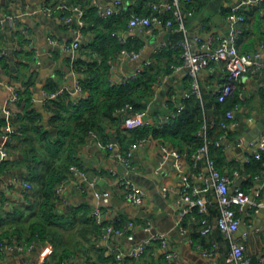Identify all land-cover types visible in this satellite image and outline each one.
Instances as JSON below:
<instances>
[{"label": "crops", "instance_id": "crops-1", "mask_svg": "<svg viewBox=\"0 0 264 264\" xmlns=\"http://www.w3.org/2000/svg\"><path fill=\"white\" fill-rule=\"evenodd\" d=\"M96 1L104 8L113 5L115 0ZM122 1L124 3L122 12L126 10L125 14L119 13L101 18L97 13V6L92 4L91 0H0V16L38 9L45 4L80 3L86 11L85 20L89 26L84 32V42L91 44L97 42L95 47L91 45L75 54L61 48V50L57 49V45L50 42V36L63 40H72L76 36L74 30L76 25L64 22L60 13H56L55 16L44 13L25 14L20 25L21 28L28 27L30 35L12 25H0V144L6 143L9 149V155L5 160L14 162L5 163L4 168L0 170V233L8 228L11 231L18 228L22 230L20 226L28 227L32 219L39 220L42 224L46 223V236L37 242L33 240L32 243L21 245L16 238L17 234H13L12 242L4 237L5 243L0 241V246L8 247L3 249L4 251L0 250V264H59L63 258H66L64 260L67 264L88 262L115 264L118 252L126 255L129 250L155 234L169 236L170 249H174L176 253L173 258L168 260L166 248L161 242L152 240L147 243L142 255L128 259L129 264H227L226 256L230 242L216 224L221 203L213 193L209 209V220L213 229L211 233L203 234L201 232L203 216L197 207L185 210V206L178 203L183 190L182 178L174 165V159L169 157L164 160L161 146L166 142L157 135L156 131L167 114L180 113L187 99L186 93L191 90V79L186 71H177L171 67L172 63L181 62L179 50L166 49V46L158 50L160 44L170 42L173 30L166 26H157L151 33L143 31L140 27L130 29L131 15L144 14L148 7L153 13L150 4L156 0ZM195 1L203 12L194 11L188 19L187 26L191 38L200 31V23L206 25V31L201 33L204 42L213 34L228 33L229 26L224 9L232 8L238 0ZM189 2L190 0H182V7L185 10L193 8L191 5L188 6ZM109 33L121 43H129L139 50V56L136 58L115 57L116 55L112 58L111 79L120 82L124 74L148 65L160 70L156 92L146 108V123L139 127L146 128L148 134L143 137L146 140L138 143L132 155V164L128 167L120 162L117 156L119 152L126 151L131 143V136L128 133L131 129L124 125V117L119 124L118 132H116L118 121L111 122L107 127L114 142L112 149L100 147L97 139L90 134L76 148L72 159L67 155L68 145L61 146V151L57 155L53 154L48 150V142L41 138L40 133L34 132V143L37 141L45 144V151H42L41 155L53 161L55 167L52 171H59L63 175L60 182L63 185V192H56L58 198L57 206L55 210L53 209L54 214L49 218H42L38 215L42 198L40 175L43 173L45 178L48 174L46 166L49 161L43 166L45 159L42 157V164H38L37 167L32 154L26 150L25 142H19L16 138L10 141L4 138L5 127L8 123L14 122L21 125L20 118L24 116L26 101L21 97L20 91L25 88V80L31 77L35 81L34 106L40 111V106L47 110L48 116L45 118L43 115V124L46 129L51 127L50 131L54 134L57 128L52 127L49 121L52 113L47 109L44 98L42 105L37 104L38 95L50 92L48 86L46 87L48 83H53L58 90L61 86H72L78 78H85L86 72L76 69L74 64L80 58H86L87 61H93L92 58L99 59L102 52L110 50L111 44L105 38ZM120 38L125 39V42ZM31 41L34 49L30 47ZM263 41L264 28L258 23L256 15L249 12L244 31L239 38V49L242 52L258 51L261 57L258 58V63L248 65L243 71L240 85L237 87L241 99L235 112L236 125L231 126L229 132L220 140L219 146L224 155L219 160V166L225 173L243 170L260 144V142L255 143L258 139L255 126L263 123L264 120ZM215 45L216 42H213V46ZM228 62L213 61L200 75L201 98L205 99L207 104L212 103L207 110L211 125L214 124L212 118L217 110L215 100L218 89L227 79ZM40 81L43 82V87L37 93L36 89ZM85 96L86 92L82 93L81 98ZM233 97L230 96L228 99ZM68 116L72 118L73 113L70 112ZM23 133L22 129L21 135ZM262 134L264 130L260 133V137ZM52 149L54 153L57 151L55 148ZM30 161L36 166L33 170H37V176L32 174L33 170L31 171L28 165ZM72 165L84 171L91 181H95V184L91 185L80 171L72 170ZM184 167L193 177L194 182L200 185L201 179L197 175V167L188 154L184 157ZM208 169V165L203 167L204 172ZM114 170L116 173L112 172ZM256 174H263V171L240 172L239 176H235L231 188L244 185L247 179L251 180L245 190L264 202V180L256 178ZM21 177L32 180L33 189L28 190L17 181ZM121 177L131 178L144 185L147 196L142 204H133L125 198L124 189L119 184ZM240 178H243L242 182L239 181ZM105 190L110 192L106 199L102 196ZM99 205L105 211V219L124 229L122 235H111L107 238L102 236L92 216L93 210ZM259 212L260 209L253 213V209L249 208L245 219L242 212L245 230L240 226L241 230L239 229L235 234L240 237L243 231L248 233L245 244L246 252L251 257V264H264L261 261V257L264 258V218L261 225H257ZM35 214L36 216L33 217ZM28 218L30 220H27ZM25 220L27 222H24ZM27 231L25 229V232ZM212 241L218 243V253L214 256L208 254Z\"/></svg>", "mask_w": 264, "mask_h": 264}, {"label": "built area", "instance_id": "built-area-1", "mask_svg": "<svg viewBox=\"0 0 264 264\" xmlns=\"http://www.w3.org/2000/svg\"><path fill=\"white\" fill-rule=\"evenodd\" d=\"M262 0H238L231 8V13L227 16L229 31L226 34H213L207 41H203L202 31H206L205 23H200V31L194 35L193 38L189 35V30L187 26L188 19L194 14L195 9L191 8L185 10L182 7V0H167L160 1L156 0L151 2V8L153 13L149 15L144 14H132L129 21L130 29L140 27L145 32L151 33L157 26L171 27L175 31L182 32L183 37L176 43H172V46H178L180 48L181 62L177 64H171L174 70L182 71L185 70L187 75L191 79V90L186 93V97L196 96L201 98L202 89L200 83L201 73L208 68L213 61L227 60L229 61V71L226 74V80L223 82L222 86L218 89V99L220 101H225L226 98L231 95L234 90L240 85L243 71L250 64L258 63V58L261 57L260 52L256 51L253 53H242L239 49V38L244 31V25L247 21V16L243 14L248 6L256 5ZM92 4H95L97 13L101 17H109L119 13L124 10V3L122 0H115L110 6L102 7L98 5L96 0H91ZM44 13L48 16H55L56 13H60L61 19L67 23H76L77 27L74 29L76 31V36L72 40H63L61 38H56L53 36L49 37L52 44L59 46L62 50L66 52H72L75 54L82 50L84 44V28L87 26L85 20L86 11L84 7L78 3L76 5H69L68 3H58L56 5L45 4L38 9H31L23 13L12 14L6 13L0 16V25H12L17 29H21L25 34L30 35V29L28 27H22L20 21L25 14H38ZM166 13L168 16H164ZM260 15L264 16V10H260ZM121 39V38H120ZM125 42V39H121ZM213 42L216 45L213 46ZM169 43H162L159 45L158 50L167 46ZM30 47L34 49L33 43L31 41ZM139 56V51L134 49L123 48L121 52L115 57H132L136 58ZM36 58V57H35ZM112 65V59H111ZM142 68H137L130 73H126L122 76L121 81H128L130 79L138 78ZM113 83L117 82L111 79ZM65 92L69 93L72 98V102L77 104L81 98L82 93H85L82 89V79L78 78L74 81L72 86H61L58 90L45 92L44 99L49 101L50 99H57L60 95ZM73 96V97H72ZM44 100V101H45ZM182 108V107H181ZM237 108V107H236ZM236 108L227 111L225 115V120L220 121V125L225 129V134L228 133L231 126L236 125ZM132 106L126 104L117 110L118 113H126L124 119V125L128 129L137 128L145 125L147 117V109L131 111ZM129 112V113H128ZM178 113V112H177ZM177 113L167 114L164 117V122L177 117ZM22 134V127L19 123H8L5 127L4 138L8 141L13 140L16 136ZM199 134L204 138V144L198 148V150L193 154L195 159H200L206 157V165H208V171H198L197 175L201 179V184L197 185L193 177L184 167V157L186 153L180 151L179 149L171 146L168 143H164L161 146L163 158L168 159L172 157L174 159V165L177 171L180 173L183 182V190L178 200L179 204L185 206V210H191L197 207L199 213L202 214V230L201 232L205 235L212 232V223L209 220V209L212 203V194L221 203V211L217 217L216 224L223 233V235L229 240L230 247L228 254L226 256L227 264H251V257L246 252L245 241L248 238V233L243 231L240 237L235 236L237 231L240 229L242 223L241 213L244 212V206L249 204L250 208L254 212H258L260 207L264 205V202L257 198L253 193L246 191L242 186H236L231 188L233 185L235 176L240 175L239 170H234L232 172H222L215 161L210 155V145L213 143L215 145L220 144V140L217 139L213 141L207 136V126L204 125L203 129L199 131ZM91 135L95 137L98 141L100 147L112 149L114 147L113 141L105 142L100 139L99 134L95 131L91 132ZM146 140L144 138H139L131 142L124 152H119L117 154L120 162L124 163L128 167L132 164V155L136 149L138 143H143ZM9 155V149L7 144H0V168L2 167L5 158ZM255 157H264V134L261 135L259 147L254 154ZM194 166L197 167L198 164L194 162ZM72 170L80 171L85 179L90 182L91 185L95 184V181H91L86 173L79 169L77 166L72 165ZM116 173V170L112 171ZM256 178H261L264 180V170L263 174H256ZM22 185L28 189H33V181L21 177L17 179ZM11 184V183H10ZM119 184L124 189L125 198L133 204L139 205L146 200L147 189L144 185L134 181L128 177H121L119 179ZM167 192V189L165 188ZM57 193L63 192V185L60 183L56 188ZM110 192L108 190L103 191L102 196L104 199L108 198ZM92 216L95 223L99 226L100 232L104 238L111 235H122L124 229L117 226L107 219H105V211L102 206H97L93 212ZM152 240H156L162 243L166 248L167 254L166 258L171 260L176 254L174 249H170V238L168 235L155 234L146 241L140 243L137 247L129 250L125 255L122 252L117 253V262L115 264H129L128 259L132 257H138L142 255L146 250V245ZM8 246L1 245L0 250L7 248ZM12 248V246H9ZM23 247V246H21ZM218 253V243L217 241L211 242V249L209 250V255H216ZM261 261L264 262L263 256ZM59 264H67V261L62 260ZM87 264H92L88 262Z\"/></svg>", "mask_w": 264, "mask_h": 264}, {"label": "trees", "instance_id": "trees-1", "mask_svg": "<svg viewBox=\"0 0 264 264\" xmlns=\"http://www.w3.org/2000/svg\"><path fill=\"white\" fill-rule=\"evenodd\" d=\"M190 5L195 9V12H203L200 9L201 6L196 5L195 0L194 2L193 0H190L188 6ZM260 10H264V0L256 5L248 6V8L243 11V14L246 16L249 15V12L255 14L258 23L264 28V16L260 15ZM125 11L122 13L125 14ZM231 11V8L224 9L227 16L231 13ZM150 13L151 9L148 7L144 15H149ZM163 15L168 16L166 13ZM74 24L77 27V24ZM88 28L89 26L87 25V27L84 28V32ZM172 30V37L169 44L166 46V49H177L180 52V48L178 46L173 47L172 43H176L180 40L183 37V33L175 31L173 28ZM105 38L108 40L107 42L111 44L109 47L110 50L102 52L99 59L92 58L93 61H87L86 58H80L74 64L76 69L84 71L87 74L85 78H82V89L86 92V96L81 98L79 103L74 104L72 102L71 95L65 92L60 95L59 98L50 99L46 102L45 105L47 109L52 113L49 120L50 124L52 127L57 128V131L54 134L50 131L52 129L51 127L48 129L45 128L43 124V114L34 106L33 92L35 81H33L31 77L25 80V88L20 91L21 97H23L26 101L24 105V116L20 118L21 127L24 130V133L21 136H16V139H18L19 142L22 141L26 143V150L32 154V158H34L36 166L38 164H42L41 159L43 156L37 154V152H39V148H37L33 141V139H35L34 132L37 134L40 133L41 138L48 142V150H50L53 154L57 155L59 151H61V146L65 144L68 145L67 155L70 159H72L74 158L76 148L88 138L92 131L100 134L101 136L99 135V137L102 140L104 139L103 141H112L110 138L111 133L108 131L107 127L110 126L111 122L118 121V126L116 127V132H118L119 124L123 117L125 119L126 116V113L117 112L119 108L124 107L127 103L132 106V109H130L129 112L148 108L147 106L151 101L153 94L156 92V84H158L157 82L160 70L154 69L153 65H148L141 69L138 78L113 83L111 80V59L115 55H118L123 48L134 50H138V48L131 46L129 43H121L111 33L107 34ZM262 43H264V41ZM96 44L97 42L93 44L84 42L82 50L84 48H88L89 46L91 47V45L92 47H95ZM242 53H248V51ZM26 65L28 66V63ZM47 86L49 91L56 90V86L53 83H48L46 84V87ZM230 96L234 97L232 99H228ZM240 99L241 98L237 88L226 98L225 101H219L217 95L215 100L217 110L215 116L212 118L214 120L212 121L214 124L211 125V119L209 118L207 110L212 103L207 104L205 99L196 96L188 97L184 101V107L177 117L166 123H162L159 129L156 130L157 135L162 137L164 139L163 141L166 143L188 154L190 160L198 164L197 170L203 171V167L207 162L206 157H202L200 159H195L193 157V154L198 150V148L204 144V138L199 134V131H201L203 126L206 125L208 138L213 141L217 139L221 140V137L225 134V129L220 125V121L223 119L225 120L227 111L234 109L239 105ZM70 112L73 113L72 118L71 116H68ZM115 112L117 114H115ZM70 118L71 122H69ZM145 129L146 128L137 127L129 130L128 133L129 136H131L130 142L145 137V135L148 134ZM52 148H55L57 151L54 153ZM210 155L215 159L217 166L220 169L219 160H221L224 155L220 146L212 143L210 145ZM43 158L45 159L43 162L44 166V163L49 160L48 157ZM7 162L14 163L9 159L4 160L0 170L4 168V164ZM28 165L31 171L34 167H36L31 164V161ZM46 167L48 174L45 178L43 173L40 175L42 198L38 215L42 218H49L54 214L58 198L56 188L60 184L63 177L61 172L55 170L52 171L53 167H55L53 161H49ZM243 168L244 169L240 172H262L264 170V157H255L252 155L250 161L247 162ZM32 174L37 176V170L35 171L34 169ZM250 183L251 180L247 179L242 187L247 189L246 186ZM35 216L36 214L33 217ZM95 225L99 230V226L96 223ZM45 226V222L42 224L39 220L33 221L32 219L31 224H29L28 227L25 225L20 226L22 227V230L18 228L11 231L8 228L1 231L0 241L5 243L4 237H7L10 242H12L13 234H17L18 236L16 235V238L19 240L21 245L25 243L26 245L32 243L33 240L37 242V240L46 236ZM25 229L28 231L25 232ZM10 234H12V236ZM64 259L66 258L61 259L59 262Z\"/></svg>", "mask_w": 264, "mask_h": 264}, {"label": "water", "instance_id": "water-1", "mask_svg": "<svg viewBox=\"0 0 264 264\" xmlns=\"http://www.w3.org/2000/svg\"><path fill=\"white\" fill-rule=\"evenodd\" d=\"M57 49L61 50L59 46H57ZM42 79H44V77ZM42 87H43V82L42 81L38 82V87L36 89V92L39 93L42 90ZM43 97H44V95L41 94V93L38 95V98L36 99V102H37L38 105H42L43 104V102H42ZM40 107H41V111H42L44 117L47 118V116H48L47 110L43 106H40ZM210 112H211V110H210ZM262 121H263V123L258 124L257 126H255V131L258 134V139L255 141V143H257V144L260 142V138H261L260 137V133H262L263 130H264V120H262ZM239 181L242 182L243 181V178H240ZM239 181H238V183H240ZM235 187L236 186H233V188H235ZM249 208H250L249 204H246L244 206L243 219L246 218V215H247V212L249 211ZM258 215H259V220L257 222V225H261L262 218H264V205L260 207V212H259ZM241 229L242 230H245L244 221H242V223H241Z\"/></svg>", "mask_w": 264, "mask_h": 264}, {"label": "rangeland", "instance_id": "rangeland-1", "mask_svg": "<svg viewBox=\"0 0 264 264\" xmlns=\"http://www.w3.org/2000/svg\"><path fill=\"white\" fill-rule=\"evenodd\" d=\"M34 144L37 146V148H39V152H37V154L41 155L42 151H45V144L37 142V141ZM27 220H30V219L28 218ZM27 220H25L24 222H27Z\"/></svg>", "mask_w": 264, "mask_h": 264}]
</instances>
